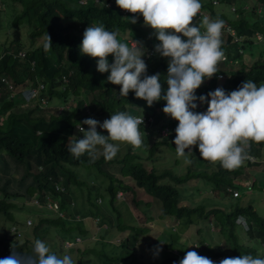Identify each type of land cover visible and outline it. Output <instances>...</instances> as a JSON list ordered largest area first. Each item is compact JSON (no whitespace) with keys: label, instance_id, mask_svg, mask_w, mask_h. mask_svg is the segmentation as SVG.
Segmentation results:
<instances>
[{"label":"trees","instance_id":"obj_1","mask_svg":"<svg viewBox=\"0 0 264 264\" xmlns=\"http://www.w3.org/2000/svg\"><path fill=\"white\" fill-rule=\"evenodd\" d=\"M200 2L202 7L194 17L193 23L201 26L204 17L224 21L221 30L224 58L217 64L218 73L211 79L206 78L195 90V94L206 95L220 86L230 92L249 79L257 86L264 83V50L259 49L264 44L256 38L257 34H261L264 40V0ZM3 4L5 8L2 10ZM131 16L138 17L137 23L129 22ZM7 18L9 22H5ZM100 24L108 31H118L117 38L121 42L130 44L131 40H139L146 49L151 48L153 51L154 45L160 43L153 34L155 30L144 25L142 14L126 13L112 0H0V36L5 33V37L12 40L5 49L2 48L5 42L0 40V118H3L2 122L0 121V172L4 176L9 174V162L4 161L6 156L19 172V176L5 180L0 186V196L3 197L0 210H3L11 222H16V219L13 216L14 210L8 212L10 207L31 214L34 218L31 229L35 234V237L30 239L31 244L44 237L39 236L38 229H44V225L48 228L50 225L53 228L51 232L54 233L51 237L56 252L54 253L58 256H71L79 252L94 255L100 259L101 264H112L113 248L109 251V258L104 249L114 243L113 238L122 234L131 235L130 231L139 228L136 223L124 224V220L135 221L129 208L136 213H142L141 209L151 204L135 198L138 188L161 201L162 217L169 218L165 228L173 226L175 220L179 226L188 224L192 222V216L200 217L204 213L202 206L189 208L179 205V200L182 199L181 191L187 189L190 182L193 185H205V191H211L216 197L221 194L231 196L228 189H239L243 192L248 185L253 187V191L257 190V175L264 178V141H250L246 151L253 155L255 160H245L234 170L223 168L219 161L208 160L206 163L197 146H192V152L185 149V155L177 157L176 146L170 140L162 142L175 152L173 163L178 164L185 158L190 162L184 174H178L176 168L158 171L157 157L154 154L158 144L162 143L157 141L151 145L148 139L149 146L146 149L140 152L128 151L121 156L116 155L111 160H106L102 154H97L94 160L87 153L78 159L73 157L67 150V144L75 140L73 127L86 119L83 108L87 101L93 108L94 115L104 116L106 119H109L111 114L126 112L130 115L143 114L157 127L170 125L175 131L178 125L177 120L163 112L165 100L148 106L147 102L137 98L133 91H130L127 97L121 96V86L107 80L110 72L97 71L98 58L81 54L79 46L85 29ZM228 26L234 30L235 36L242 38L240 41H234L231 33L225 31ZM204 30L201 27V32ZM48 35L52 44L45 48ZM21 49L26 51L25 57L17 56ZM168 59L170 58L161 57L154 51L151 57L145 60L147 75L160 73V82L165 90ZM108 60L109 63L113 62L111 54ZM3 77L15 87L23 85L26 79H41L46 82L51 92V103L54 104L56 100L60 103L70 102L71 109L59 112L54 105L44 110L38 106L20 109V100L10 97L11 90L8 84L2 81ZM61 84L64 86L63 90L59 88ZM75 98L78 99L74 103ZM196 103L197 108L190 110L206 112V103L199 100ZM97 131L108 134L107 130H102L99 126ZM98 149L102 152V148L98 146ZM145 156L150 162L147 167L143 161ZM166 160L168 161V158ZM201 167L204 169L199 170ZM40 168L52 184L54 181L61 182L65 188L64 193L56 191L49 182L43 183L36 177ZM119 191L124 193L123 201L117 198ZM36 193L40 201L49 200L56 205L57 212L48 211L49 214L55 215L54 217L36 215V210L26 209L24 200ZM242 197H245L244 193ZM6 199H10L9 204L5 203ZM11 199H15V202ZM17 199L21 200L22 204L16 202ZM239 199L238 197L237 200ZM121 204L128 208L124 214L118 209ZM210 214L227 222V232L223 235L230 240L223 244L225 248L222 251H226L232 244L239 249L231 257L247 254L246 247L235 241L237 236L234 231V219L237 215L243 214L247 217L250 224L246 233L257 244H264V217L258 215L251 203L244 206L237 202L231 210L215 208L206 212L207 217ZM93 218L97 219V222H93ZM88 221L94 224L92 227H95V230L90 227ZM196 231L200 232L199 229ZM162 234L171 243L179 239V235L166 234L165 231ZM6 236H0V247L12 241L17 251L24 252L29 248L25 246L27 241L29 242L27 237L24 243L19 244ZM76 237L82 241L73 245L74 252L70 255L65 251L64 243L67 240L75 242ZM123 238L126 243L116 245L119 250L127 251L121 254L124 256L123 264H151L141 260L144 255L139 252L140 243L131 241L129 236ZM182 242L186 244L188 241L184 239ZM157 246L148 244L145 248L140 247L146 253L147 250L151 253L150 250ZM78 261L82 264L84 258L79 257ZM176 262V259H170L160 264Z\"/></svg>","mask_w":264,"mask_h":264},{"label":"clouds","instance_id":"obj_2","mask_svg":"<svg viewBox=\"0 0 264 264\" xmlns=\"http://www.w3.org/2000/svg\"><path fill=\"white\" fill-rule=\"evenodd\" d=\"M114 4L118 5L126 13L142 14L144 25L150 26L155 30L153 34L160 41V43L154 45L155 53L161 57L170 58L168 59L166 75L167 89L165 90L162 87L160 73L147 75L145 60L149 59L154 53L153 49H146L139 40H131L130 44L121 42L117 38L119 35L118 31H108L103 24L88 26L85 29L83 40L79 46L81 54L98 58L97 71L101 73L110 72L107 80L114 85L121 86L119 90L121 96L127 97L129 92L133 91L135 96L145 100L148 106H152L154 102L159 100H165L166 105L162 109L163 112L177 120L178 125L173 131L170 125L157 127L152 123L151 119L146 118L143 114L130 115L126 112L111 114L110 118L106 119L104 116L94 115L93 108L87 101L83 108L85 110L83 114L86 115V119L73 127L75 140L67 144L68 152L77 159L87 153L94 160L99 146V148H102L100 154L106 160H111L116 155L121 156L128 151L140 152L144 148L146 149L149 144L153 145L152 143L157 141L162 143H159L157 148L167 147L162 141L170 140L174 142L178 156H184L186 153L185 149H188V152H192V146H197L201 157L205 159L206 163L208 160L212 162L219 161L222 167L227 170H234L240 167L245 160H255V157L248 154L246 150L250 146V141L256 143L264 141V83L257 86L255 82L249 79L243 81L236 90L230 92H226L222 87H217L206 95L197 96L195 94V90L202 85L206 78L211 79L218 73L217 64L224 58V52L221 49V35L223 34L221 30L224 26V21L219 18L210 20L208 17H204L201 26L193 23L194 17H196L202 7L200 0H115ZM4 8L5 5L3 4L2 10ZM137 21V16L129 17L130 23L135 24ZM201 27L205 29L203 32H201ZM230 28L228 26L225 31L231 33L234 41H240L242 38L235 36L234 30ZM260 35L257 34L256 38H260ZM2 38L1 41L5 42L2 48L5 49L6 45L11 43L12 40L7 37ZM51 44V37L48 35L45 48H49ZM109 54L113 56L112 63H109ZM17 56L25 57L26 51L23 49L19 50ZM31 66H34V61ZM2 81L8 84L11 90L10 97L20 100V109L24 110L38 106L39 109L44 110L52 108L51 105L57 107L59 112L71 109L70 102L64 103L61 101L60 103L56 100L54 104L53 102L51 103V92L46 82L41 79H26L24 84L19 87L13 86L4 77ZM59 88L63 90L64 86L61 84ZM162 92L164 93L163 95ZM77 99L75 98L73 102L75 103ZM197 100L207 104L206 112L198 113L190 110L197 108ZM98 126L102 130H107L108 134L104 135V133L98 132ZM172 135H175V137H172ZM122 145L125 146V151L119 154L118 150ZM145 159H147L146 156L143 160ZM4 161L6 163L9 162V174L4 176L0 172V183L13 178L11 170L14 166L10 158L6 156ZM39 174L42 176L43 181L40 178L38 179L43 183L49 182V185L54 186L56 191L64 193L65 188L61 182L54 181L52 184L50 178L45 176L41 168L37 175ZM198 185L200 189L202 184ZM252 188V186L248 185L243 192L239 189H228L231 193V196H229L233 200L236 199V202L231 201L230 205L229 203L226 205L218 203V205L209 207L203 204L205 198H203L202 194H200L202 195L200 204L194 206L184 204L187 201H184L186 197L182 193L186 189L182 190V199L179 200V205L189 208L202 206L204 213L200 217L192 216V222L182 226H179L180 224L175 220L173 225L179 230L173 231V226L166 227L163 230L166 234L179 235L178 237L188 241L185 244L182 241L175 240L171 245V247L175 248L170 249L167 248L166 241H161V239L169 241L162 236L163 231L158 235L155 243L151 240L142 242V237H145L150 231L148 226H144L145 220L151 218L145 209H159V217L164 218L162 217L161 201L157 200L158 204L150 202L151 204L147 208L141 209L142 213H136L130 207L129 211L134 212L132 218L135 221L128 218L129 220H124V224L136 223L139 228L130 231L131 235L122 234L120 239H117V242L112 243L115 244L114 254L119 255V250H117L118 252L116 251V245L126 243L123 237L129 236L131 241L140 243L143 248L153 243L159 246H157V251L164 249L163 252L160 251L161 262L176 259L177 262L175 264H264V244H257L255 240H253L255 244L253 242L249 243V240L253 238L246 233L250 222L245 215H237L234 219V231L237 236L235 241L240 246H245V252L247 253L237 257H231L239 250L233 244L226 251H222L226 244V240L222 239L224 232H227L226 220L217 219L213 214L206 216L208 210L218 208L227 211L233 209L237 202L242 204L243 193L246 197L253 196L254 191ZM262 191H264V188ZM119 193L123 192H117L118 199H120ZM209 193L211 194V191ZM230 197L228 198L230 199ZM238 197L240 198L239 200H237ZM2 198L0 196V201ZM213 198L221 200L220 197ZM9 202L10 199L5 200L6 204H9ZM247 202L251 203L250 201ZM24 204L29 206L26 209H40L42 212L39 211L38 215H48L49 210L57 212L56 205L53 202L49 200L40 201L37 193L28 199L26 198ZM11 211H13L14 216L17 210L10 207L8 212ZM1 212L5 217L0 214L2 216L0 228L7 235L6 237L13 239L19 244L24 243V239L27 237L29 242L27 241L25 246L29 247L30 239L32 238L28 236L27 229L30 228L29 230H31L33 225L31 214H27L24 220L17 219L14 216L16 222H12L7 229L3 224L8 221V216L3 210H0ZM211 216L221 226L219 233H212L199 227L200 223L208 221ZM28 219L31 220L30 224L27 223ZM95 221L97 222V219ZM192 227L195 228L194 238L187 239V237L182 235V231ZM197 229L200 230L199 233L196 231ZM203 232H206V234L200 235ZM239 232L245 234L243 239H241ZM77 239L79 240V237L75 238L72 246L78 242L76 241ZM207 239L215 241V243L209 242ZM9 249L11 251L10 255H8ZM208 253L210 256H208ZM0 264H77V262L69 255L58 256L51 252L45 241L37 239L34 241L32 250L27 248L24 252L17 251L12 241L7 242L4 247H0Z\"/></svg>","mask_w":264,"mask_h":264},{"label":"rangeland","instance_id":"obj_3","mask_svg":"<svg viewBox=\"0 0 264 264\" xmlns=\"http://www.w3.org/2000/svg\"><path fill=\"white\" fill-rule=\"evenodd\" d=\"M112 2H115V0H112ZM7 19L5 20V22H9V19L8 20ZM9 26L11 27V25H9ZM1 36L5 37V33L2 34ZM1 36H0V40L3 39ZM258 40H261V43L264 44V40L262 38V35H260V38H258ZM259 49L264 50V45L260 46ZM220 87H222V86H220ZM2 120H3V118L1 119V122H2ZM124 151H125V146H123V145L120 146L119 150H118V153L122 154ZM100 153H101L100 151L97 152V154H100ZM175 156H176L175 152L173 150H171L170 148H167L165 146H162L161 148L158 147L157 151L155 153V157H157V159H156V167H157L158 171H161L163 169L176 168V171L178 172V174L186 173L187 167L190 166V162L188 161V158H185V159L181 160L178 164L177 163L174 164L173 161H175ZM177 157H181V156H177ZM166 158H168V161L166 160ZM143 161H144L146 167L149 166L150 162L147 159H145ZM262 166H264V165H262ZM203 169H204V167L199 168V170H203ZM11 175H12L13 178L17 177V176H19V172L16 171L15 168H12ZM36 177L40 178L43 181V178H42V176L40 174L37 175ZM256 178L258 179L257 180V184H258L257 190H254L253 196L246 197V195H245V197L242 198L241 202H242V204L247 205V203H248L247 201H250L251 204L253 203L254 209L258 213V215L264 217V191H262L263 186H264V181H263L264 178L262 176H260V175H257ZM0 184L2 185L3 182H1ZM132 184H134V182H132ZM198 186H199L198 184L193 185L192 182L188 183L187 189L182 193V195L186 197V199L184 201H187L184 204H189L190 206H194V205L200 204L202 195H203V198H205L204 201H203V204L207 205L208 207L211 206V205H218V203H221V204H224V205L229 203V205H230L232 202H234V201L236 202V199L233 200L229 195H227L228 197H230V199H231L230 200L225 194H221L220 195V199H221L220 201L219 200H215L213 197H216V196H214L213 194H208L207 191H205V189H206L205 185H201L200 189H199ZM136 192H137V196L135 197L136 199H143L144 202H151V203H154V204H158L157 200H155L151 196H148L141 188H138L136 190ZM200 194H202V195H200ZM209 195L212 196V197H210ZM118 196H119L121 201L124 199V193H119ZM11 201L15 202V199H11ZM16 202H18L19 204H22V201L19 200V199H17ZM26 208H29V206L27 205ZM36 209L37 208H35L34 210H36ZM118 209L124 214L128 208L125 207L123 204H121L120 206H118ZM36 211H37L36 215H38L40 209H37ZM145 211L147 213H149V215L151 216L150 219H146L145 222H144V226H148L150 231L148 232V234L145 237H142L143 238L142 242H146L148 240H151L153 243H155V240H157L158 235L163 230H165V226L169 222V218H161V217H159L160 210L156 209V208H151V209H148V210L145 209ZM40 212H42V211H40ZM130 212H132V211H130ZM0 214L3 217H5L2 212ZM27 214L28 213L26 211H21L20 210V211H16L14 216L17 219H20V220L23 219L24 220V218L27 216ZM131 214L133 216L134 212H132ZM48 215L49 216L52 215V217L55 216L52 213L48 214ZM2 216H0V220L2 219ZM32 219H34V218H32ZM92 221L96 222L94 218L92 219ZM208 221H209V223H208ZM208 221L200 223L199 227L203 228V229H206V230H208L209 232H212V233H219L220 229H221V226L215 222V219L213 218V216H211ZM11 223H12L11 221H7L3 225H5V227L8 229L10 227ZM89 224H90V227H92L94 225V224H92L90 222H89ZM34 225H35V220H34ZM46 227L47 226L44 225V229L43 228L38 229L39 236H44V237H41L42 239H40V240L46 242V244L50 247V251L51 252H55L54 247L52 245V240H51V237L54 235V233L51 232V230H53V228L50 225L48 226V228H46ZM29 229L30 228L27 229L28 230V236H30V238H33V236L35 237V234L32 232V229L31 230H29ZM54 229L57 231L56 227H54ZM92 229L95 230V227H92ZM172 230L175 231V230H179V229L176 228L175 225H173ZM0 231H2L0 235L4 234L3 230H1V228H0ZM194 231H195L194 227L189 228V229H184L182 231V235L184 237H187V239L194 238ZM205 234H206V232H203L200 235H205ZM152 235H154V236H152ZM239 235H240L241 239H243V237H245L244 233L241 234V232H239ZM196 237L198 238V236H196ZM92 238L89 237V239H92ZM117 239H120V236L114 238L113 242H117ZM222 239H224L226 241L228 240L225 236H223ZM178 240H179V242L180 241H184V239L181 238V237H179ZM76 241L79 242L81 240L79 238V240H76ZM161 241H166L165 244L167 245V248H169V249L170 248H175V247H171L172 243L170 241L163 240V239H161ZM207 241L215 243V241H211L210 239H207ZM200 242H202V241H200ZM252 242H253V239L249 240L250 244ZM69 244H71V243H69ZM114 245L115 244H112L111 246L106 247L104 249L105 252L107 251V253L105 255L108 258L112 256V259H113L112 260L113 263L111 262L112 264H122L123 260H124V256L121 255V254H124L127 251L125 249H120L119 250L118 248H116V251L119 250V252L117 251L119 255L114 254V255L110 256L109 253H111V252H109V251L112 248L114 249V247H113ZM65 246H67V247H65L66 248L65 251L71 255V253L74 252L73 246L72 245L68 246L66 243H65ZM32 247H33V244L30 243L29 249L32 250ZM97 248H99V247L97 246ZM161 251L163 252L164 249H162ZM139 252H141L144 255L141 258V260L147 261L148 263H151V264H160L161 263L160 251H157V247L152 248L150 250L151 253H149L148 250H147V253H146L145 250L142 247L139 246ZM74 256H77V257H74ZM79 257L80 258H84V261L82 262V264H101L100 261H99L100 259L96 258L92 254H83V253L80 254L78 252V253H76L74 255H71V258L74 261H76L77 264H79V261H78Z\"/></svg>","mask_w":264,"mask_h":264},{"label":"built area","instance_id":"obj_4","mask_svg":"<svg viewBox=\"0 0 264 264\" xmlns=\"http://www.w3.org/2000/svg\"><path fill=\"white\" fill-rule=\"evenodd\" d=\"M27 223L30 224V223H31V220L28 219V220H27ZM77 240H78V239H77ZM69 243H71V244H69ZM66 244H67L68 246H71V245L73 244V242L67 241ZM10 254H11V251H10V249H9V251H8V255H10Z\"/></svg>","mask_w":264,"mask_h":264}]
</instances>
